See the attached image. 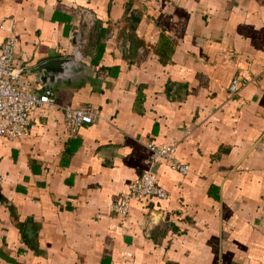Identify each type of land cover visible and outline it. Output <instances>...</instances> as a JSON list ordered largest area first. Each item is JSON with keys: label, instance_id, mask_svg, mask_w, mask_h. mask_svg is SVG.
I'll use <instances>...</instances> for the list:
<instances>
[{"label": "crops", "instance_id": "obj_1", "mask_svg": "<svg viewBox=\"0 0 264 264\" xmlns=\"http://www.w3.org/2000/svg\"><path fill=\"white\" fill-rule=\"evenodd\" d=\"M78 7L96 18L89 58L54 77L26 134L0 137V264H264V0H0L21 84L43 89L32 68L71 58ZM83 105L95 117L68 135L62 108ZM147 141L189 170L153 164L166 198L114 217ZM151 210L164 220L146 235Z\"/></svg>", "mask_w": 264, "mask_h": 264}, {"label": "built area", "instance_id": "obj_2", "mask_svg": "<svg viewBox=\"0 0 264 264\" xmlns=\"http://www.w3.org/2000/svg\"><path fill=\"white\" fill-rule=\"evenodd\" d=\"M96 18L94 14L83 7L74 11L73 19L67 31L69 42V56L73 59H88L84 51L88 48L89 36L95 32ZM117 49L128 54L130 43L126 39L115 40ZM140 48H138V51ZM22 68L15 63V41L13 37H6L0 44V137L7 140H18L26 134L29 125V114L36 108L53 105L54 98L51 89L35 90L21 84ZM248 82L240 74L233 76L227 86L230 96H235ZM63 125L68 135L74 133L82 125L91 123L95 117L94 112L87 106L62 108ZM149 152L148 168L127 184L126 189L118 198L108 206L109 213L117 218H124L129 213V204L134 199L156 197L165 199L167 193L156 181L153 164L163 162L169 169L184 175L188 172L187 164L181 163L175 156V143L155 144L151 141L145 143ZM164 220L161 212L148 211L142 222V232L148 235L153 227Z\"/></svg>", "mask_w": 264, "mask_h": 264}, {"label": "water", "instance_id": "obj_3", "mask_svg": "<svg viewBox=\"0 0 264 264\" xmlns=\"http://www.w3.org/2000/svg\"><path fill=\"white\" fill-rule=\"evenodd\" d=\"M69 62L75 63V60L68 57L45 60L32 68V72L37 74V79L41 86L51 89L50 83L54 77L66 71V66Z\"/></svg>", "mask_w": 264, "mask_h": 264}]
</instances>
